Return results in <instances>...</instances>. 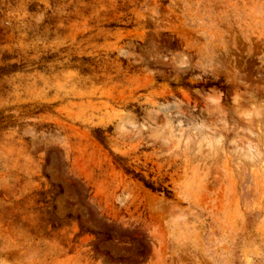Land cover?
I'll use <instances>...</instances> for the list:
<instances>
[{"label": "rangeland", "instance_id": "374dc122", "mask_svg": "<svg viewBox=\"0 0 264 264\" xmlns=\"http://www.w3.org/2000/svg\"><path fill=\"white\" fill-rule=\"evenodd\" d=\"M0 264H264V0H0Z\"/></svg>", "mask_w": 264, "mask_h": 264}]
</instances>
